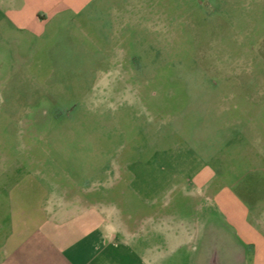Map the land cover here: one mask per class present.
I'll list each match as a JSON object with an SVG mask.
<instances>
[{
	"label": "rangeland",
	"instance_id": "obj_1",
	"mask_svg": "<svg viewBox=\"0 0 264 264\" xmlns=\"http://www.w3.org/2000/svg\"><path fill=\"white\" fill-rule=\"evenodd\" d=\"M130 4L35 45L45 100H17L19 135L2 139L35 148L60 188L97 193L125 239L183 243L185 264L191 242L236 240L219 188L245 198L264 178V0Z\"/></svg>",
	"mask_w": 264,
	"mask_h": 264
},
{
	"label": "crops",
	"instance_id": "obj_2",
	"mask_svg": "<svg viewBox=\"0 0 264 264\" xmlns=\"http://www.w3.org/2000/svg\"><path fill=\"white\" fill-rule=\"evenodd\" d=\"M148 1L0 0V264H179L173 258L183 243L125 239L100 208L97 193H84L77 181L75 188H60L50 180L47 164L32 155L35 148L7 147L2 139L19 135L20 118L12 113L17 100H45V87L36 90L32 76L36 44L45 47L70 22L95 26L106 19L112 25L117 8ZM259 179L257 187H240L245 198L239 189L233 195L219 188L222 224L236 240L191 242L185 264H264V178Z\"/></svg>",
	"mask_w": 264,
	"mask_h": 264
}]
</instances>
